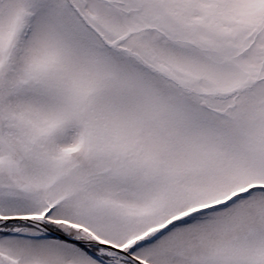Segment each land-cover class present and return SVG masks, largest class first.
Here are the masks:
<instances>
[{
    "label": "snow or ice",
    "instance_id": "1",
    "mask_svg": "<svg viewBox=\"0 0 264 264\" xmlns=\"http://www.w3.org/2000/svg\"><path fill=\"white\" fill-rule=\"evenodd\" d=\"M0 264H264V0H0Z\"/></svg>",
    "mask_w": 264,
    "mask_h": 264
}]
</instances>
